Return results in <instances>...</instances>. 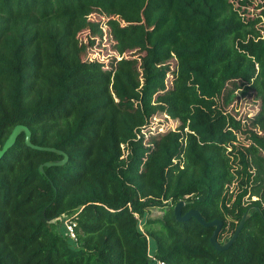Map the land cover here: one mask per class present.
I'll use <instances>...</instances> for the list:
<instances>
[{"label":"trees","instance_id":"1","mask_svg":"<svg viewBox=\"0 0 264 264\" xmlns=\"http://www.w3.org/2000/svg\"><path fill=\"white\" fill-rule=\"evenodd\" d=\"M97 10L108 63L78 37L102 35ZM238 89L259 99L246 144L226 111ZM156 114L179 124L151 129ZM19 124L31 145L21 131L0 155V264H154L148 247L264 264V0H0V147ZM180 200L219 236L248 216L218 249Z\"/></svg>","mask_w":264,"mask_h":264},{"label":"rangeland","instance_id":"2","mask_svg":"<svg viewBox=\"0 0 264 264\" xmlns=\"http://www.w3.org/2000/svg\"><path fill=\"white\" fill-rule=\"evenodd\" d=\"M255 4L256 1L254 2V4L250 5V8H253ZM90 19L95 22H99L100 28L102 30V35H94L89 30H84L78 34L79 39L87 45V56L92 60L104 63H108L111 57H119L114 48L115 41L113 40L109 28L106 24V21L108 19L107 16L97 10L92 12ZM89 41H92L93 43L88 44ZM170 61L173 65H175L174 59H171ZM166 83L167 86H170L171 84L169 80H167ZM243 90L244 89H238L233 92V101L226 107V111L234 118V120L239 121L240 130L237 132V134L240 141L243 144H246L249 140L247 139L245 132L248 129H254L251 126L250 122L254 117V114L257 112V109L259 108V99L256 98L254 91L248 90L244 92ZM178 124V121L172 120L166 115L160 114H156L155 116H153L150 122L151 129L157 128V130L175 128L178 126ZM144 133L146 134V136L152 134L151 132H148L146 130L144 131ZM260 133L261 132H259V134ZM232 186L236 188L235 184H232ZM150 211L151 216L160 215L162 212L161 210L156 208H152ZM229 235L230 232L226 231L221 236H219L218 234L217 238L219 236L218 239L222 242L224 239L226 240Z\"/></svg>","mask_w":264,"mask_h":264},{"label":"water","instance_id":"3","mask_svg":"<svg viewBox=\"0 0 264 264\" xmlns=\"http://www.w3.org/2000/svg\"><path fill=\"white\" fill-rule=\"evenodd\" d=\"M21 131H24V133H25V143L27 145H31L30 144V131H29V129L26 126L19 124V125H16L11 130V132L8 135V137L6 138L5 142L0 147V155L14 144L17 136L20 134ZM64 160H66V156H64L62 159H59L56 161H46L43 164L50 165L53 163L63 162ZM42 166L43 165L41 164L40 165L41 170H42ZM183 204H184L183 200H180L175 204L174 211H175L176 217L178 219H187L190 217H194L198 222L202 223L204 226H213V230L210 234V242L218 249H223V248L228 247L235 240L239 230L241 229L244 221L246 220V218L248 216L247 212H245L242 215L240 221L238 222V225L236 226V228L233 231V233L231 234V236L228 239L220 242L217 239V235L220 231V228L222 226L223 221L219 218L207 220L202 215V213L199 211V209H197V208H189L188 210H186L185 212L182 213L181 207L183 206Z\"/></svg>","mask_w":264,"mask_h":264},{"label":"built area","instance_id":"4","mask_svg":"<svg viewBox=\"0 0 264 264\" xmlns=\"http://www.w3.org/2000/svg\"><path fill=\"white\" fill-rule=\"evenodd\" d=\"M64 224H65L66 229L68 230V233L71 236H74V225H75V222L72 219L65 218L64 219ZM139 227L142 228V225H139ZM148 255L151 257V260H152V262L154 264H167V262L165 260L160 259V258L156 257L154 254H152L149 251V247H148Z\"/></svg>","mask_w":264,"mask_h":264}]
</instances>
